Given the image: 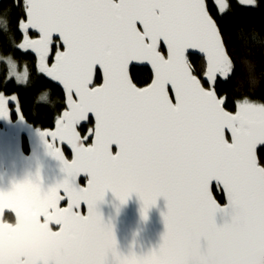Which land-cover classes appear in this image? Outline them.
<instances>
[{"label": "snow or ice", "instance_id": "snow-or-ice-1", "mask_svg": "<svg viewBox=\"0 0 264 264\" xmlns=\"http://www.w3.org/2000/svg\"><path fill=\"white\" fill-rule=\"evenodd\" d=\"M213 2L221 15L229 7L226 0ZM14 7L23 13L18 47L34 52L38 71L66 93L56 130L41 133L66 176L47 190L37 176L0 191V224L5 209L48 224L71 254L67 264H264V147L258 150L264 103L244 98L233 114L218 98L217 78L236 68L207 0H14ZM0 15L7 17L0 33L8 36L9 11ZM189 50L201 54L198 67ZM136 64L150 65L146 86L130 74ZM243 64L251 74L252 65ZM10 67L28 82L26 67L23 73ZM7 105L0 93V118L9 117ZM57 141L71 147V162ZM81 175L87 187L77 182ZM214 182L224 206L214 197ZM109 190L121 203L136 193L145 218L165 199L166 231L157 250L117 251L113 230L97 210ZM82 202L86 216L75 211ZM37 264L66 261L53 247Z\"/></svg>", "mask_w": 264, "mask_h": 264}, {"label": "water", "instance_id": "water-1", "mask_svg": "<svg viewBox=\"0 0 264 264\" xmlns=\"http://www.w3.org/2000/svg\"><path fill=\"white\" fill-rule=\"evenodd\" d=\"M18 32L21 34L23 41V33L19 29ZM30 33L34 35V37L29 36L30 38H38V33L34 30H29ZM161 43L163 46V42ZM25 52L34 58L38 74L61 90L64 109L58 118L61 117L63 112L67 110V98L63 86L58 81H54L38 71V58L34 52L31 50ZM189 55L202 59L201 54L195 52V50H189ZM141 67L147 68L151 74L150 65L136 64L134 68ZM132 68L133 66L130 65V70ZM171 98L173 103H175L174 95ZM231 113L234 114L235 112ZM89 118L94 123L91 113ZM57 119L53 124L52 130H44L55 131ZM44 130L36 128L28 131L35 135L36 141L29 146L27 154L21 150L20 139L15 140L13 138L12 141L7 142L6 137L11 136L10 133L0 131V191H10L15 183H21L25 180L35 181L37 176L44 190L61 183L65 179L66 173L63 171V162L51 154L47 146L48 138L41 134ZM28 132H26V135ZM226 138L231 142L230 133L226 134ZM56 146L62 152L64 148L69 149L70 157L67 158L65 154L64 156L71 162L74 156L70 146L59 141L56 142ZM260 147L262 146H258V149ZM115 150L116 146L113 145L114 153ZM77 182L81 187H87V179L83 175L77 178ZM213 187H216L215 182ZM219 192L224 198V203L221 206H224L226 197L222 190H219ZM59 194L61 196L64 195L62 190ZM60 207H67L66 199L60 201ZM142 209V201L136 193H132L125 203H121L110 190L105 194L103 201L97 205V210L104 222L109 224L113 230L117 251L123 255H127L130 252H135L137 255L147 254L152 250H157L163 242V235L166 231L164 214L167 213L165 199L163 197L158 198L156 204L147 210L146 218ZM75 211L86 216L88 214L86 203L82 202ZM6 215H10L14 223L9 224L3 220V223L0 224V257H3L5 264H37L40 257L53 247L65 257L67 264L71 254L62 249L59 240L53 235L48 224L41 223L38 220L14 217V213L7 209H5L4 218ZM216 219L218 224H222L225 218L221 214H217ZM57 229L58 226L54 225L53 230Z\"/></svg>", "mask_w": 264, "mask_h": 264}, {"label": "trees", "instance_id": "trees-1", "mask_svg": "<svg viewBox=\"0 0 264 264\" xmlns=\"http://www.w3.org/2000/svg\"><path fill=\"white\" fill-rule=\"evenodd\" d=\"M207 2L214 18L217 19L225 50L234 61L236 68L234 75L228 78H217L215 85L217 96L224 100L223 106L229 112H235L237 103L244 98L264 103V0H253V3L243 4L239 0H226L229 7L222 15L218 14V7L213 0H207ZM4 9L9 10L11 29L8 36L0 33V59L7 56L13 57L19 67L27 68L29 75L27 84L23 86L16 84L13 79L6 80L8 69L0 60V93L7 96L13 95L16 98L17 111L28 125L33 128L52 130L55 120L64 109L63 94L59 88L38 74L34 58L18 47L22 41V36L17 29L18 20L23 15L22 9L14 7V0H0V10ZM29 36L34 35L30 33ZM243 61L252 65L251 74L247 73V65L243 64ZM190 62L198 67L202 59L190 56ZM130 74L135 77L139 86H146L145 81L150 82L151 74L145 67H133ZM43 89H51L52 97L58 100L54 107L36 103L37 94ZM91 126L92 124L87 125L89 128ZM78 130L82 134L87 131L86 128ZM63 152L69 158V151L63 150ZM213 191L217 202L223 204L224 198L219 190L213 187ZM5 219L11 221L12 217L7 215Z\"/></svg>", "mask_w": 264, "mask_h": 264}, {"label": "flooded vegetation", "instance_id": "flooded-vegetation-1", "mask_svg": "<svg viewBox=\"0 0 264 264\" xmlns=\"http://www.w3.org/2000/svg\"><path fill=\"white\" fill-rule=\"evenodd\" d=\"M34 37V36H33ZM6 99H8V112H9V117L8 118H1L0 119V131L3 132H9L11 136H7L6 137V141L10 142L13 140V138H15V140L20 139V145H21V150L27 154L29 152V146L34 144L36 141V137L33 133H29L28 131L31 129H36L33 128L31 125H28L24 119L22 118V116L18 113V103L17 100L15 101V99L13 100L12 97H14L13 95H5L4 93H2ZM26 132H28V134L26 135ZM71 148V147H70ZM63 150H68L67 148H64ZM70 157V155H69ZM82 182V181H80ZM7 216V215H6ZM5 216V218H6ZM4 218V221L9 223V224H13V218L11 221H7Z\"/></svg>", "mask_w": 264, "mask_h": 264}, {"label": "clouds", "instance_id": "clouds-1", "mask_svg": "<svg viewBox=\"0 0 264 264\" xmlns=\"http://www.w3.org/2000/svg\"><path fill=\"white\" fill-rule=\"evenodd\" d=\"M9 11L8 9H4V10H0V13H4ZM7 19L6 16L4 15H0V26H3V22ZM4 63L7 66L8 69V75L9 78H14L16 80L17 83L20 84H27V82L23 81V80H17L16 75L13 73L12 68L10 67V63L15 65V73H23V71H21V69L18 66L17 61L11 57V56H7L4 57ZM29 75V73H28ZM58 102L57 99H54L51 95V89H43L40 93L37 94L36 97V103H44V104H48L50 107H54L55 104Z\"/></svg>", "mask_w": 264, "mask_h": 264}, {"label": "rangeland", "instance_id": "rangeland-1", "mask_svg": "<svg viewBox=\"0 0 264 264\" xmlns=\"http://www.w3.org/2000/svg\"><path fill=\"white\" fill-rule=\"evenodd\" d=\"M0 60H1L2 62H4V59H3V58H1ZM19 68L21 69V71H23V70L25 69V68H23V67H21V66H20ZM9 79H13L14 82H15L16 84H18V85H22V86L25 85V84L17 83L16 80H15L14 78H9V75H8L7 78H6V80H9Z\"/></svg>", "mask_w": 264, "mask_h": 264}]
</instances>
